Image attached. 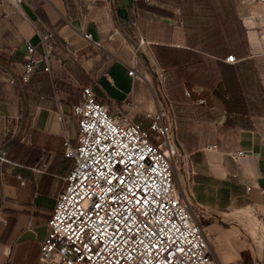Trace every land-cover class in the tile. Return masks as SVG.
Masks as SVG:
<instances>
[{"label": "crops", "instance_id": "1", "mask_svg": "<svg viewBox=\"0 0 264 264\" xmlns=\"http://www.w3.org/2000/svg\"><path fill=\"white\" fill-rule=\"evenodd\" d=\"M111 1L110 7L107 0H83L81 5L65 0H0V149L6 148L11 161L0 164V264L36 263L46 222L62 186L59 180L64 177L57 162L63 161L62 144L68 138L62 106H69L72 114V104L60 101L66 95L56 91L55 72L64 74V82L78 98L79 85L92 86L99 98L105 95L101 87L115 97L105 82L106 75L124 81L134 94L140 92V84L124 76L119 61L129 60L134 32L151 42L156 61L157 56L161 59L163 86L183 152L205 158L212 181L232 183L234 190H242L241 208L259 212L264 224V0L218 2V11L233 12L239 36L246 43L247 56L238 68L240 60L226 52V39L216 22L191 32L185 28L181 5L158 0ZM134 10H138L137 29L129 25L136 16ZM37 28L67 39L78 62L57 50L51 72L39 67L28 83L11 85L9 77H17L24 62L25 43L35 45L37 55L42 52ZM85 32L100 40L102 49L87 41ZM230 54L237 60L233 64L224 61ZM202 56L210 60L192 71L200 77L187 82L179 68L202 60ZM98 66L101 78L96 80L93 72ZM231 77L238 82L237 90H227ZM25 147L48 155L45 172L33 170L40 167L36 162L33 166L23 163L28 160L27 155L23 159ZM238 150L244 156H229ZM17 175L25 180L24 186H19ZM20 215L29 217L24 226ZM37 227L42 228L41 233ZM248 229L243 241L231 231L233 238L225 244L229 249H212L217 264H264V232L263 243L258 245L250 224Z\"/></svg>", "mask_w": 264, "mask_h": 264}, {"label": "built area", "instance_id": "2", "mask_svg": "<svg viewBox=\"0 0 264 264\" xmlns=\"http://www.w3.org/2000/svg\"><path fill=\"white\" fill-rule=\"evenodd\" d=\"M133 12L136 16L129 25L137 29L138 10ZM36 31L42 52L37 55L35 45L25 43L24 62L19 75L9 77L11 85L28 83L39 67L51 72L57 50L78 62L67 39L49 29ZM134 34L129 60L119 61L125 77L133 83H148L145 68L152 67L155 56L151 42ZM113 35L115 31L108 39ZM83 36L102 49L91 33ZM224 61L237 60L230 54ZM161 73L163 85L162 69ZM105 82L116 89L114 76L106 75ZM78 88L79 98L71 106L76 139L72 144L65 137L62 144L72 166L55 197L35 264H217L189 197L175 185L176 155L182 148L167 95V102L153 98L140 109L132 89L127 92L129 100L121 99L118 106L102 87L105 101L90 85ZM58 114L61 118L60 110ZM150 132L155 133L153 140ZM229 156L239 158L244 152ZM8 163L7 150L1 148L0 164ZM48 164L44 160L33 170L45 172ZM16 179L24 186L20 175Z\"/></svg>", "mask_w": 264, "mask_h": 264}, {"label": "rangeland", "instance_id": "3", "mask_svg": "<svg viewBox=\"0 0 264 264\" xmlns=\"http://www.w3.org/2000/svg\"><path fill=\"white\" fill-rule=\"evenodd\" d=\"M107 1L111 7L113 2L111 0ZM187 1L188 0H184L183 4H187ZM77 56L81 58L79 54H77ZM52 60H54V58H52ZM155 60L156 59L151 60V68H147V66L145 68L146 62L143 60L148 83L137 82L141 86L140 92L138 89L135 94L139 99L141 98V101H138L140 109H144L148 101L153 98L158 97L160 100L163 99V101L166 100L167 102L165 97L166 93L162 85L161 65ZM118 80L119 81H116V89L113 90L112 88L114 92L112 95L115 96L114 98L117 100L116 104L122 106L123 102L121 99L123 97L129 100L127 92L130 86L126 85L124 81L121 82V79ZM127 100L124 101L126 102ZM102 101H105V99H102ZM62 109L65 113L66 133L68 138L74 142L77 135L76 119L70 114L69 106L63 105ZM150 137L153 140L155 133L150 132ZM208 167L205 158L203 159V157L198 155H188L181 150V153L176 155L174 178L176 187L189 197L190 205L196 219H198L205 228L211 251L214 248L218 250L229 249L225 244H227L229 238H233L232 230L242 241L248 238V224H250V231L254 241L258 245L262 244L264 224L261 220L262 217L260 213L254 211H249L250 213H248L246 209H242V190L240 191L238 188L234 190L231 186L232 183L221 182L217 184L212 181L213 178L210 175ZM236 194L237 198L233 199ZM28 219V216L20 215V225L24 226ZM36 230L39 233L42 232V228L40 227H37Z\"/></svg>", "mask_w": 264, "mask_h": 264}, {"label": "trees", "instance_id": "4", "mask_svg": "<svg viewBox=\"0 0 264 264\" xmlns=\"http://www.w3.org/2000/svg\"><path fill=\"white\" fill-rule=\"evenodd\" d=\"M65 1L66 2L69 1V3L74 1L75 3L78 2V4L81 5L83 0H65ZM158 1L167 3V4L181 5L183 9V18H184L185 28H187V30H190L191 32L198 28H204V27L210 26L212 23L216 22L218 26L221 27L222 33L226 39V42H225L226 52H232L240 60L236 64L237 68L240 67L242 61L247 56L246 43L243 40V38L239 36V27L237 25L235 15L233 14V12H231L230 10H228V12H225V13L218 11V8L220 7L218 3L219 0H188L187 4H183L184 0H158ZM202 57H203L202 60H198V62H194V63L189 64L186 67L184 66L182 68H179L180 73L184 72V75H183L184 80H186L187 82H190L194 76L200 77L201 74L199 72L197 75H192L193 74L192 71L197 70L199 68V65H204V62L210 60L209 57H204V56ZM157 59L159 63H161V59L158 56H157ZM99 66L93 72V77L96 80L101 78L98 73ZM235 73L236 72L232 70V74H235ZM206 75L204 74L203 77H205ZM168 76H169L168 73H165L166 81H167ZM64 77L65 76L61 71L55 72L54 84H55V88L58 94L62 93L66 95L65 99L63 101L62 100L60 101L67 105H71L76 102L78 95L77 93L76 94L74 93L73 89L66 82H64V79H65ZM180 78H181V75H180ZM227 84H228L227 90L231 89V87L237 90L238 82L235 81V78L231 77L230 81L227 80ZM235 96L237 99L239 98L238 94H235ZM70 142L74 144L72 140H70ZM19 148H22V147H19ZM24 152L25 153L23 155V159L24 157L26 158V155H27L28 160H25L23 163L30 164L31 166L35 164L33 162H36L35 164L36 167L41 166L43 161L48 159V155H46L45 153L43 155L39 154L38 150L33 149L31 147H25ZM35 153L36 155L37 154L39 155H37L36 158L32 160L33 154ZM61 157L63 158V161H58L57 165L61 166L62 177H65L72 166V159L66 158L65 156H61ZM55 158L56 157L53 158V161L51 164H53ZM61 184H62V178L59 180V186Z\"/></svg>", "mask_w": 264, "mask_h": 264}, {"label": "bare ground", "instance_id": "5", "mask_svg": "<svg viewBox=\"0 0 264 264\" xmlns=\"http://www.w3.org/2000/svg\"><path fill=\"white\" fill-rule=\"evenodd\" d=\"M179 192H180L182 195H184V193H183V192H181L180 190H179Z\"/></svg>", "mask_w": 264, "mask_h": 264}]
</instances>
